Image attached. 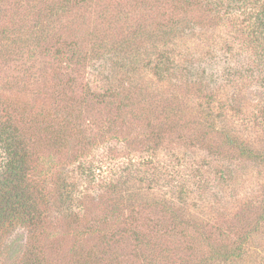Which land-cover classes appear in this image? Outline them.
Segmentation results:
<instances>
[{
	"label": "rangeland",
	"instance_id": "rangeland-1",
	"mask_svg": "<svg viewBox=\"0 0 264 264\" xmlns=\"http://www.w3.org/2000/svg\"><path fill=\"white\" fill-rule=\"evenodd\" d=\"M212 13L201 0H0L1 43L6 35H36L41 25L60 35L33 58L0 53V125L23 132L32 158L43 161L32 164L40 178L53 175L36 210L46 220L37 244L49 264L84 263L88 255L90 264H203L214 247L222 251L247 238L239 264H264V161L230 144L226 131L264 154L263 48L248 33L230 35L233 28ZM203 18L206 25L198 22ZM171 23L176 36L164 42L159 33ZM135 31L140 46L119 51ZM68 41L82 47L80 63L56 55L54 47ZM174 42L181 45H174L177 55L194 61L192 69L207 50L242 54L236 60L251 69L250 80L218 84L225 98L236 99L234 110L217 98L226 107L209 120L202 112L209 89L185 84L176 72H157ZM101 43L117 52L97 56L92 48ZM96 84L121 95L98 98ZM135 89L151 102L145 105L149 100L137 98ZM151 154L155 167L143 163L136 168L146 174L131 169L119 179L125 161ZM111 181L127 190L119 195L106 188ZM176 215L186 223L177 224ZM19 225L3 239L2 264L19 261L35 243Z\"/></svg>",
	"mask_w": 264,
	"mask_h": 264
},
{
	"label": "trees",
	"instance_id": "trees-1",
	"mask_svg": "<svg viewBox=\"0 0 264 264\" xmlns=\"http://www.w3.org/2000/svg\"><path fill=\"white\" fill-rule=\"evenodd\" d=\"M2 1V0H1ZM177 1V0H176ZM183 1V0H182ZM202 5L206 11L211 10V14L214 20H222V22H227L230 27L233 29L230 31L231 34H236L240 36L239 38L243 39V35L248 33L249 39L253 43L259 44L262 46L260 56L262 62H264V0H201ZM187 4L189 3L186 2ZM215 4V5H214ZM175 5V4H174ZM177 6V4H176ZM44 18V17H43ZM52 19V17H51ZM224 19L226 21H224ZM208 22V20H206ZM206 21L204 18L198 21L201 25L205 24ZM192 24V23H191ZM193 28V25H191ZM173 23L168 25V29H163L160 32L159 37L164 41L168 42L170 37H175L174 29L172 27ZM187 26V23L186 25ZM166 27V26H165ZM185 30V28H184ZM36 35H28L27 37H11L6 35L3 39L4 42L1 43V52L9 56L10 58L17 57H28L33 58L36 55L37 50L39 49H49L53 46L52 42L56 39L60 40V35L57 33L56 29H48L46 26H38ZM1 39V38H0ZM160 39V40H161ZM177 40V39H176ZM138 31H135L133 35H128L122 39V48L119 51H124L126 49L136 50L140 46ZM203 43V42H200ZM204 44V43H203ZM50 45V46H49ZM181 46L179 43H173L170 47L169 53H163L157 72H162L168 70V73L172 72L177 73V77L181 80L185 79V84H192L199 91H201L203 86L206 89H209V97L205 101L206 104L202 107V112L204 117L210 120V117L215 116L218 108L222 110L226 107L224 104L221 106L216 102L217 98L228 99L229 103L227 104L228 112L235 109L232 106L236 99L234 97L225 98L223 93L225 88H221L218 84L223 80L228 81L227 85L231 84H244V81L248 82L250 78L247 76L246 71L251 69H246L243 66V60H236V55L242 56L241 53H235L230 55L226 49H223L222 52L218 50L206 51L205 55H202L200 58V65L197 68H193L194 61L186 58L184 53L177 55L175 46ZM242 45V44H241ZM242 47H244L242 45ZM54 51L56 55L61 57H67L70 62L75 64L80 63L83 59L82 47L76 43V41L61 42V46L55 48ZM92 51L98 56L102 52H117L113 48L109 47L105 43L98 44L92 48ZM173 51V52H172ZM225 59V60H223ZM165 60V61H164ZM164 61V62H163ZM191 65V67H189ZM232 73H229L230 70H234ZM253 72V69H252ZM237 79V82H234ZM248 79V80H246ZM143 89L137 85L132 86V88ZM135 89L136 92H140L137 98L144 97L146 103L151 102V95L145 91ZM95 90L98 98H115L120 97V92L117 91L116 87L106 88L103 86H98L96 84ZM132 89L128 91L131 94ZM126 99L131 98L127 95ZM134 98V97H133ZM132 98V99H133ZM135 98V99H137ZM155 100V97L154 99ZM205 111V112H204ZM171 117L174 115V110L166 111ZM218 117V116H217ZM166 124V123H165ZM157 126V125H156ZM158 127V126H157ZM227 137L230 141V144L236 145L239 147L240 151L244 154H254L255 157H259L264 161V154L258 153L255 147L249 144L245 139H243L240 133L236 131L226 130ZM30 142L24 136L23 132H19L18 128L9 127L5 122L0 125V259L2 258L1 252L3 249V239H6V236H12L13 229L11 226H15L16 223L20 224L18 227L27 230V234L31 236V239H35V243L32 244V248L28 250L19 261H14L10 264H49L47 259L42 255L40 246H38L37 241L41 238L38 234L39 230L45 227L46 220L40 219V213L37 212V208L40 207L41 202L47 196L49 190V182L53 181V175L50 171L44 175L43 178H40V174L35 173L32 167L33 165L40 166L42 160H36L32 158V152L30 150ZM155 151H152L154 153ZM251 152V153H250ZM122 162V161H121ZM125 164H128V167L124 168L120 173L119 179H124L126 173H129V170L134 169L136 173H144L140 169L139 165L146 163H153V167L156 166V156L151 154L148 157L142 155H137L133 158V163L130 164V161H125ZM160 162V161H159ZM31 164V165H30ZM130 164V165H129ZM83 166V164L81 165ZM160 166H164V163L161 162ZM42 172V170H41ZM152 173V172H150ZM146 174V172H145ZM158 173L153 174V177H156ZM130 178V175L127 176ZM119 179L117 181H119ZM146 179V178H145ZM148 179V178H147ZM146 179V180H147ZM150 180V179H148ZM106 188L113 190L117 194L121 195L124 187L122 184H116L114 181L109 182L106 185ZM51 192V191H50ZM123 195V194H122ZM71 196V195H69ZM42 206V205H41ZM40 209V208H39ZM70 213L73 212V207L70 206ZM43 214V213H42ZM46 213L43 215L45 216ZM63 218H70V215L62 216ZM52 219L50 213V220ZM177 224L181 225L186 223L185 220H180L179 216L175 217ZM66 220V221H67ZM88 234L92 232L90 227H87ZM137 238L144 241V235H140L135 231ZM250 238V237H249ZM148 246H152V243H147ZM251 240L243 239L238 242L236 245L226 244L227 246L222 250H217L215 247L212 252V257H209L203 261V264L210 263L215 259H220L222 262L239 264L244 261L245 255L248 253ZM210 245V244H209ZM166 251L164 247L160 248V251ZM153 252L154 249L151 248ZM92 255L85 256L84 263H81V259L77 264H90ZM150 262H154L152 258L149 257ZM0 264H2L0 260ZM51 264V263H50Z\"/></svg>",
	"mask_w": 264,
	"mask_h": 264
}]
</instances>
